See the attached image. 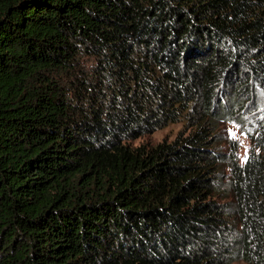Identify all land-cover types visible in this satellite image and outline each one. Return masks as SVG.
I'll return each instance as SVG.
<instances>
[{
  "label": "trees",
  "instance_id": "1",
  "mask_svg": "<svg viewBox=\"0 0 264 264\" xmlns=\"http://www.w3.org/2000/svg\"><path fill=\"white\" fill-rule=\"evenodd\" d=\"M238 262L264 264V0H0V264Z\"/></svg>",
  "mask_w": 264,
  "mask_h": 264
},
{
  "label": "rangeland",
  "instance_id": "2",
  "mask_svg": "<svg viewBox=\"0 0 264 264\" xmlns=\"http://www.w3.org/2000/svg\"><path fill=\"white\" fill-rule=\"evenodd\" d=\"M80 65H81L80 68H82L84 74L88 75V78H90L91 80L93 78L97 64H95L92 60L82 59ZM108 91L109 90L107 89L105 93H107ZM181 129H182V125L180 124L171 125L165 129L153 133L152 135L143 136L137 140L131 141L130 145L132 146L156 145L157 143H160L163 140L172 141L176 138L178 132ZM226 129H227L226 135L228 136V138L235 140L239 145L238 158L240 164H242L251 149L250 142L235 127L228 125L226 126ZM234 264H243V263L238 262Z\"/></svg>",
  "mask_w": 264,
  "mask_h": 264
}]
</instances>
